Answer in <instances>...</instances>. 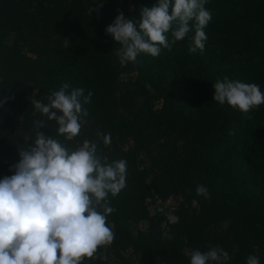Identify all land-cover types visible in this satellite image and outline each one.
Instances as JSON below:
<instances>
[{
	"label": "trees",
	"instance_id": "16d2710c",
	"mask_svg": "<svg viewBox=\"0 0 264 264\" xmlns=\"http://www.w3.org/2000/svg\"><path fill=\"white\" fill-rule=\"evenodd\" d=\"M155 3L0 0V100L5 101L0 178L14 174L10 166L26 147L24 136L34 138V121L44 119L47 128L41 131L56 137V122L47 121L34 104H47L48 96L68 83L69 90L93 93L84 106L87 124L75 140L65 142L68 147L87 139L109 161H127L126 187L109 197L115 211L107 217L115 232L111 248L124 264H136L126 257L128 251L148 264L158 258L189 264L187 247L203 252L215 246L229 252V264H246L249 255L264 264V105L243 115L213 101V84L225 76L264 91V0H209L205 7L212 19L206 30L221 37L217 55L205 59L199 50L189 53L190 32L158 57L141 54L137 62L121 66L120 45L106 26L123 12L139 30L141 9ZM93 5L99 10H91ZM129 74L135 78L124 80ZM97 133L110 143L106 146ZM157 148L168 151L163 172L184 197L177 220L165 224L147 204L155 190L165 198L161 178L138 162L140 153L153 155ZM198 185L207 187L210 199L197 196ZM142 220L149 222V233L135 236L132 225ZM99 254L85 264H106Z\"/></svg>",
	"mask_w": 264,
	"mask_h": 264
},
{
	"label": "clouds",
	"instance_id": "9594fccd",
	"mask_svg": "<svg viewBox=\"0 0 264 264\" xmlns=\"http://www.w3.org/2000/svg\"><path fill=\"white\" fill-rule=\"evenodd\" d=\"M209 0H156L141 9L137 25L123 12L106 26V33L118 42L121 66L137 62L141 54L158 57L171 50L191 32L189 53H203L205 30L212 19L205 7ZM213 101L228 105L243 115L264 105V91L255 83L225 76L213 84ZM64 83L48 96L37 100L35 111L55 121L56 137L45 136L44 119L34 121L35 136L26 135V147L19 148V161L10 166L14 174L0 178V264H85L97 259L98 249L112 244L115 232L107 217L115 211L109 197L126 187L127 161H109L96 142L85 139L75 148V140L87 124L93 93ZM7 99V98H5ZM0 100V108L4 106ZM103 136L107 146L110 139ZM57 137H63V140ZM31 140V143L27 142ZM197 196L210 199L206 186L198 185ZM231 256L222 247L207 251L193 249L189 264H229ZM246 264H261L249 255Z\"/></svg>",
	"mask_w": 264,
	"mask_h": 264
},
{
	"label": "rangeland",
	"instance_id": "374dc122",
	"mask_svg": "<svg viewBox=\"0 0 264 264\" xmlns=\"http://www.w3.org/2000/svg\"><path fill=\"white\" fill-rule=\"evenodd\" d=\"M95 1V0H90ZM99 5H93L91 6V10L98 11ZM205 30L207 40L205 43V49L203 53L200 52V54L205 58L208 59L209 57L213 55H217L220 52V45H221V37L218 35H215L211 33L209 30ZM14 42V35H12L7 40L8 45H12ZM130 78H135L134 75H124L123 79L128 80ZM161 103H158V106H160ZM22 125V119H18L17 122V129L18 131L21 130ZM158 147V146H156ZM168 153L167 150L161 151L160 148H157V150L153 153V155H147L145 153H140L139 155V166L140 167H147L152 168L156 174H158L161 178V186L166 190L165 198L162 197L160 191H154V197L152 199L147 200L148 208L152 215L160 214L165 217V222H172L177 220L176 212L180 205L184 202V197L181 195L179 191H177L176 188L173 186V181H171L166 174H164V164L163 160L165 158V155ZM246 170V168H245ZM132 231L135 234V236H138L140 232H143L145 234L149 233V222L146 220H142L138 223H134L132 225ZM100 252V257L105 261L106 264H124L122 260L120 259L118 253L111 248V245L98 249ZM192 250L190 247L186 248V254L189 257V253ZM126 257L130 258L135 262L136 264H148L145 262L143 256L137 257L134 255L133 251L125 252ZM157 264H166L162 259H157Z\"/></svg>",
	"mask_w": 264,
	"mask_h": 264
}]
</instances>
